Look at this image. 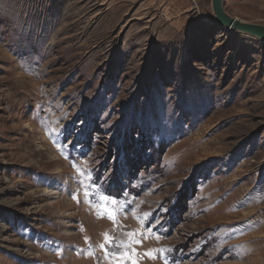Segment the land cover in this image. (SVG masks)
Returning <instances> with one entry per match:
<instances>
[{"label": "rangeland", "instance_id": "1", "mask_svg": "<svg viewBox=\"0 0 264 264\" xmlns=\"http://www.w3.org/2000/svg\"><path fill=\"white\" fill-rule=\"evenodd\" d=\"M145 228L137 264H264V41L211 0H0V264H118Z\"/></svg>", "mask_w": 264, "mask_h": 264}, {"label": "snow or ice", "instance_id": "2", "mask_svg": "<svg viewBox=\"0 0 264 264\" xmlns=\"http://www.w3.org/2000/svg\"><path fill=\"white\" fill-rule=\"evenodd\" d=\"M86 191L84 193L85 196L89 195L87 191V185L84 186ZM99 207L101 208V212L98 213V218H107L111 220L113 223H117V201L112 200L108 196L101 195L99 197ZM150 229L145 228L143 234L137 232H127L125 235L127 236L126 241H117L113 242L112 238L109 234H105V244H101L100 247L102 250H105L106 256L110 259H115L118 261V264H125V261H131V264H137V260L139 259V254L135 251V246L141 244L142 239L155 238L159 240V236H149L148 233ZM110 245V248H106L105 245ZM167 250H150L148 252L143 253L144 256L149 259H157L160 258L162 253ZM133 257H136L134 259ZM165 264H167V259L165 257Z\"/></svg>", "mask_w": 264, "mask_h": 264}, {"label": "water", "instance_id": "3", "mask_svg": "<svg viewBox=\"0 0 264 264\" xmlns=\"http://www.w3.org/2000/svg\"><path fill=\"white\" fill-rule=\"evenodd\" d=\"M225 0H211L214 22L220 26H229L232 31L264 41V26L241 22L230 17L224 10Z\"/></svg>", "mask_w": 264, "mask_h": 264}, {"label": "bare ground", "instance_id": "4", "mask_svg": "<svg viewBox=\"0 0 264 264\" xmlns=\"http://www.w3.org/2000/svg\"><path fill=\"white\" fill-rule=\"evenodd\" d=\"M224 30L228 32H233L229 26L224 27Z\"/></svg>", "mask_w": 264, "mask_h": 264}]
</instances>
